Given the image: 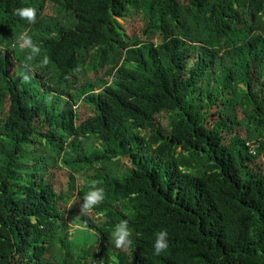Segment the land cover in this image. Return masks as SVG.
Returning <instances> with one entry per match:
<instances>
[{"label":"trees","instance_id":"obj_1","mask_svg":"<svg viewBox=\"0 0 264 264\" xmlns=\"http://www.w3.org/2000/svg\"><path fill=\"white\" fill-rule=\"evenodd\" d=\"M21 7L73 23L32 31ZM31 31L45 96L13 50ZM0 102V264H264V0H0ZM93 136L107 148L85 156ZM114 159L125 165L111 177L100 168ZM93 180L106 198L80 216ZM66 220L100 246L74 260L57 240ZM124 220L127 250L112 238Z\"/></svg>","mask_w":264,"mask_h":264},{"label":"rangeland","instance_id":"obj_2","mask_svg":"<svg viewBox=\"0 0 264 264\" xmlns=\"http://www.w3.org/2000/svg\"><path fill=\"white\" fill-rule=\"evenodd\" d=\"M73 22L70 18H65V17H61V18H51V17H43L41 18L40 21H38V23H35L33 26L32 31H43L46 30L49 26L52 27H63V26H69L71 25ZM122 24H126V21L123 20ZM32 31L30 33H28L32 38H34V42L37 43L38 41V37L34 34H32ZM254 41L257 42L258 41V37L254 38ZM17 42V40H16ZM38 44V43H37ZM40 46V54L38 55L41 56L43 54V50H42V44H38ZM13 50H16L18 53V57L16 58L17 62L19 64L23 63L22 65H24L25 61H24V57H25V52H22L18 46L15 45V47H13ZM20 52V53H19ZM244 57V50H234L233 51V55H232V62H235L237 59L239 58H243ZM21 62V63H20ZM31 71H33V68H31ZM28 86L30 88H32V92L35 93V95H40L42 94V96L45 95H49V93L45 90H39V88L36 89V85L34 83V81L32 79H30V82H28ZM209 89H211L212 91H220L221 88H219V85L217 84H213L212 86L209 87ZM229 91V90H228ZM220 95V94H217ZM231 95H227L226 97H230ZM56 99H58L56 97V95H51L48 98V101L50 104H52ZM66 99V98H65ZM67 100V99H66ZM0 108H5L4 112H6V108H8V104H6L5 102H0ZM61 110H65L67 109V105H62L61 106ZM72 108L74 110V112L77 110V108H82V106H74L72 105ZM71 142H73V140H69L66 143V147L63 151V154H61V156H57L55 163H59L60 165H62L63 167H65L64 163L66 161L69 160V156L67 155V153L70 151L69 146L70 144H72ZM68 146V147H67ZM81 152L83 155L87 156L93 152H103L106 148L107 145L106 143L102 140V139H98L97 137H91L90 139H85L82 143L81 146ZM124 163L121 161H118L117 159H114L111 163L106 165V169L104 168H100L106 171L107 174H109V176L111 177H115L117 174L119 175L122 172V168L124 167ZM207 167V163H203L199 166H197L194 169V172H201L203 170H205ZM62 175H65V180H71V184H72V188H71V194L73 196H75L71 202H74L77 195H78V181L77 178L74 177H70V175H67L70 172H67V169L64 168V170L58 172ZM49 178H52V175H49ZM71 222L66 220V223L64 225H60L59 227H57L56 230V234H57V240L59 242V245L63 248L66 247L68 252H71V254L73 255V259L76 260L79 256V254L81 253L82 249H86L89 248L93 245H97L98 247L100 246V239H98V237H96L93 233H90L88 231H86L85 229L79 228V227H75L72 226L70 227ZM54 252H56L54 250ZM97 252H99V249H97Z\"/></svg>","mask_w":264,"mask_h":264},{"label":"clouds","instance_id":"obj_3","mask_svg":"<svg viewBox=\"0 0 264 264\" xmlns=\"http://www.w3.org/2000/svg\"><path fill=\"white\" fill-rule=\"evenodd\" d=\"M14 14L19 16L21 20H26L28 24H35L37 18V9L35 7H21L14 10ZM16 46L25 52L24 67L28 71L21 73L23 81L25 83L30 82L31 73L30 65L36 60L40 54V46L33 41L32 37L27 33L23 32L19 35ZM41 66H46L49 63V57L44 56L40 62ZM88 191L83 195L82 202L80 203V216H87L92 212L98 205L103 203L106 198L105 189L99 185L98 181H90L88 185ZM135 195V194H133ZM71 227V224H70ZM139 235V234H137ZM133 229L129 226L127 220L118 223L115 226V230L112 232V238L114 239L115 247L121 250H127L131 248L133 244ZM169 234L166 229L160 230L155 233L154 241V254L160 255L165 252L169 247Z\"/></svg>","mask_w":264,"mask_h":264},{"label":"built area","instance_id":"obj_4","mask_svg":"<svg viewBox=\"0 0 264 264\" xmlns=\"http://www.w3.org/2000/svg\"><path fill=\"white\" fill-rule=\"evenodd\" d=\"M251 152H252L253 154H255V153H256V147H255V149L252 148Z\"/></svg>","mask_w":264,"mask_h":264}]
</instances>
